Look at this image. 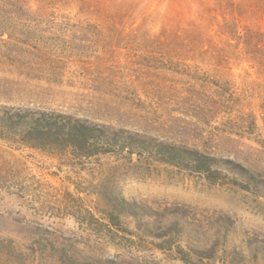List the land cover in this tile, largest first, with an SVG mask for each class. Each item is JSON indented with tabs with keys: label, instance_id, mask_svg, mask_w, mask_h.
Returning a JSON list of instances; mask_svg holds the SVG:
<instances>
[{
	"label": "rangeland",
	"instance_id": "374dc122",
	"mask_svg": "<svg viewBox=\"0 0 264 264\" xmlns=\"http://www.w3.org/2000/svg\"><path fill=\"white\" fill-rule=\"evenodd\" d=\"M4 108L215 165L0 136V264H264V0H0Z\"/></svg>",
	"mask_w": 264,
	"mask_h": 264
},
{
	"label": "trees",
	"instance_id": "16d2710c",
	"mask_svg": "<svg viewBox=\"0 0 264 264\" xmlns=\"http://www.w3.org/2000/svg\"><path fill=\"white\" fill-rule=\"evenodd\" d=\"M6 134L32 147L77 152L81 156L127 148L132 152L146 149L168 163L185 160L201 173L215 165L214 158L188 146L162 140L149 145L146 137L137 132L89 122L56 111L4 108L0 112V136ZM69 262L74 263L76 259L71 257Z\"/></svg>",
	"mask_w": 264,
	"mask_h": 264
}]
</instances>
